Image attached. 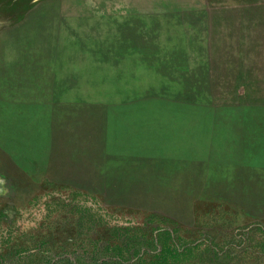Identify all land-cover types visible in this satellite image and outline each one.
Listing matches in <instances>:
<instances>
[{"label":"rangeland","instance_id":"obj_1","mask_svg":"<svg viewBox=\"0 0 264 264\" xmlns=\"http://www.w3.org/2000/svg\"><path fill=\"white\" fill-rule=\"evenodd\" d=\"M122 241L264 264V0H0V264Z\"/></svg>","mask_w":264,"mask_h":264},{"label":"trees","instance_id":"obj_2","mask_svg":"<svg viewBox=\"0 0 264 264\" xmlns=\"http://www.w3.org/2000/svg\"><path fill=\"white\" fill-rule=\"evenodd\" d=\"M161 239L162 237L158 238L159 241ZM138 246H139L138 241L132 243L122 241L112 246L111 248L107 246L108 248H105L107 250L102 249L97 245L95 247V250L93 251V254L97 255L98 252H106L110 254V257L107 260L102 261V264H141L143 263V261H141V256L139 255ZM201 256L204 257L203 258L198 257V258H202L200 261L202 264H222L221 262L224 263L223 260H227L226 258H221V260H219V256L215 252H213L212 256H210L209 251H204V253ZM209 256L210 258H208ZM95 258L97 259V257ZM194 259L195 258L194 256H192L190 248L180 249L174 247V250H171L170 253V249L164 247L161 242V247H159L157 252L151 255V259L148 261V264H185L188 263V261L189 262L193 261ZM66 264H75V263L68 260Z\"/></svg>","mask_w":264,"mask_h":264}]
</instances>
